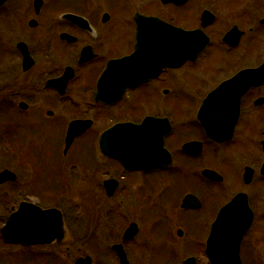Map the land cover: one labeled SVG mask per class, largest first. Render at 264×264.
<instances>
[{
    "label": "flooded vegetation",
    "instance_id": "obj_1",
    "mask_svg": "<svg viewBox=\"0 0 264 264\" xmlns=\"http://www.w3.org/2000/svg\"><path fill=\"white\" fill-rule=\"evenodd\" d=\"M262 3L264 0H178L170 3L163 0H0V134L6 138V147L17 153L15 169H0V175L10 172L14 176L13 181L0 184V187H15L14 205L10 207L4 224L25 204L43 211H59L66 230L65 239L61 242L38 246L20 242L13 244L30 249L61 248L67 241L63 204L68 199H76V210L87 216L94 230H104L103 218L110 226L111 223L115 227L123 226L122 233L112 230L113 243L109 249L114 254L112 262L115 264H132L129 259L131 251L136 264H211L206 252L211 226L224 205L238 194H246L253 220L243 235L240 260L242 264H264V208L255 210L249 192L257 183L264 184V175L260 173L264 165V95H261L264 94V85L253 86L242 96L238 122L229 140L217 142L211 139L197 115L212 91L240 72L258 69L264 63L257 62L255 66L237 71L233 68L239 66L242 58L237 51L242 39L251 36L253 52H256L258 39L264 36ZM158 4L171 13L169 18L148 12ZM143 17L160 20L184 32L201 34L209 40L203 52L209 49L213 40H220L225 53L221 61L224 72L227 75L232 72V75L223 76V80L203 96L196 112L180 116L178 107L170 111L169 105L178 101L181 87L185 95L199 91L196 84L188 79L198 77L204 80L201 70L195 69L203 52L195 60H187L180 66L162 65L157 75L134 88L125 89L118 96L117 87L122 84L124 73L119 66L108 70V65L135 53L139 43L137 19H141L143 24ZM228 38L239 42L229 44ZM140 39L143 47V35ZM255 56L256 59L257 53ZM149 67L155 68L145 65V68ZM102 81L105 82L101 88ZM104 98L110 99L111 103H106ZM245 100H249L252 109L247 113L246 121L241 122ZM155 103L164 109L153 111ZM190 116H194V120L184 129L186 122L181 117ZM147 118L168 121L170 132L164 136V148L170 153L171 160L164 163L171 165L150 170H127L120 161L102 153L100 140L106 131L125 123L142 125ZM75 123L79 124V129H85L67 146L69 129ZM45 126L49 131L61 126L62 140L55 147L66 162L78 161L75 151L83 143H91L95 152L96 162L88 165L90 168L87 170L75 164H64L67 173L63 188L51 186L52 183L58 184L59 179L41 178L39 169L25 163L26 154L49 145L48 141H41L44 135L39 128ZM160 127L162 130L165 128L163 124ZM78 128L76 131H81ZM30 131H33L32 138L25 135ZM239 134L244 140L255 139L252 141L256 145L255 151H243L242 148L235 151L234 143ZM170 138L173 141L169 143L174 146L168 143ZM190 143L194 144L191 145L193 152L184 149ZM212 149L214 157L222 149L221 163L210 162ZM212 161L216 162L215 159ZM233 167H237L238 172L233 174L228 185L222 172L228 174ZM185 168L190 169V181L183 180ZM205 170L217 173L222 180L205 177ZM249 177L251 181L246 182ZM23 178L25 180L21 184ZM238 183L240 187L234 190ZM175 186L183 188L176 190L178 195L172 191ZM258 186L257 190H264ZM215 187L219 191L214 193L213 202L210 193ZM90 193L97 199L90 201L92 209L85 204ZM188 195L196 198L197 201L194 199L192 203L199 202V208H183ZM261 197L264 200L263 192ZM10 199L4 196L1 203L8 206ZM150 208L151 211L147 212ZM132 225L137 227V233L124 240ZM146 226L149 230L145 229ZM142 233V241L132 245ZM153 236L157 237L156 245L151 240ZM95 237L98 242L99 236ZM117 246L123 248L126 263L117 253ZM51 252L28 256L27 259L42 258L51 263L68 264V258L62 252L59 255ZM79 257H90V264L95 262L87 254ZM18 258L21 257L11 259Z\"/></svg>",
    "mask_w": 264,
    "mask_h": 264
},
{
    "label": "water",
    "instance_id": "obj_2",
    "mask_svg": "<svg viewBox=\"0 0 264 264\" xmlns=\"http://www.w3.org/2000/svg\"><path fill=\"white\" fill-rule=\"evenodd\" d=\"M171 1L178 2V0H163L164 3ZM184 1L179 0V2ZM141 21L137 19L139 43L136 45L135 53L131 57L112 61L108 65V70L119 66L124 73L121 78L122 84L120 83L117 87L118 96H121L125 89L134 88L147 78L157 75L162 65L180 66L187 60H195L209 44V40L197 32H184L154 18L143 17V24ZM140 35H143V47ZM226 41L232 45L239 42L233 38H228ZM145 65L155 66V68L149 67L151 71H148ZM104 82L102 81V85L100 82L101 88ZM260 85H264V63L258 69L240 72L211 92L197 114L206 134L217 142L229 140L233 136L239 118L242 96L251 87ZM104 100L106 103H111L108 98ZM161 124L165 126L163 130L160 127ZM78 125V123L71 125L67 135V146L72 143L79 132L85 129H79ZM77 128L81 131H76ZM169 132L170 127L166 119L147 118L142 125L119 124L101 136V151L105 156L120 161L127 170H150L171 165V163H164L166 160H171L170 153L164 148V136ZM191 145L194 144H187L184 149L193 152ZM147 161L163 163H145ZM260 173L264 175V165ZM203 175L219 182L222 180L220 175L210 170H205ZM13 180L14 176L10 172L0 175V184ZM250 181V177L246 179V182ZM194 199L197 201L192 195L186 196L183 208H199V202L193 205L192 200ZM252 214L253 211L246 194H238L224 205L211 226L207 242L206 252L211 264H242L239 256L240 246L243 235L252 224ZM136 230L137 227L132 225L126 231L124 240L135 236ZM1 235L9 242L38 246L63 241L66 230L59 211L55 209L43 211L37 207L22 204L16 213L10 215L1 229ZM115 249L122 262L126 263L123 248L117 246ZM90 263V257H79L75 262V264Z\"/></svg>",
    "mask_w": 264,
    "mask_h": 264
},
{
    "label": "rangeland",
    "instance_id": "obj_3",
    "mask_svg": "<svg viewBox=\"0 0 264 264\" xmlns=\"http://www.w3.org/2000/svg\"><path fill=\"white\" fill-rule=\"evenodd\" d=\"M159 6L155 8L154 10L148 11L149 13L153 14H159L161 16L165 17H170L171 13L167 11V8L162 9L163 7ZM261 10H263L264 13V4H261ZM262 13V14H263ZM261 14V15H262ZM249 27V26H248ZM260 42L257 45V50L256 52H253V46H254V41L250 37H244L241 41V45L239 47V53L242 55V58L238 62V67H233L235 70H240V69H245L248 67L255 66L257 62L259 64L263 63L264 61V36H260V39H258ZM220 40H213V42L208 46L209 49L204 51L200 57L201 59L197 62V66L195 69L201 70L200 72L204 74V80H201L200 78L196 77H190L188 79L189 82H192L196 84V89L198 88L199 91L194 95H185V91L183 88H180V94L178 101L175 103L170 102V111L175 109V107H178V112L180 116L183 114L187 115L189 113L196 112L198 105L200 101L203 99V96L208 93V91L212 90L215 88L219 82L223 80V76L226 78L227 76H231L232 72L230 74H226L224 72L225 67H223V63L221 61L223 60L224 56V50L219 42ZM257 42V41H256ZM257 53V58L255 59V55ZM204 54V55H203ZM237 68V69H236ZM228 69V68H227ZM204 70H207L206 72ZM234 71V70H233ZM181 72V71H180ZM235 73V72H234ZM233 73V74H234ZM264 93V91H263ZM264 95V94H261ZM189 96V97H188ZM249 100H245V107H244V115L241 119V122L246 121V118L249 116L247 113L251 111L252 104L250 105ZM157 103L153 104V111H161V109H164V106H161V109L158 106H155ZM264 108V107H263ZM193 111V112H192ZM260 111H263L261 109ZM185 122L186 126L184 129H187L189 126V123L194 120V116H190L189 118L186 117H181ZM240 122V123H241ZM242 124V123H241ZM241 124L239 126H241ZM39 130L44 136L41 137V141L46 142L49 145L45 146L44 143H42L43 146L40 149H36L33 151L31 154H26V159L25 163H29L30 166L32 165L35 169H39L41 171V178L46 177V178H51L52 180L59 179L60 182L58 184L52 183L51 186H55L57 188H63L65 186L64 180L66 179V173L67 169H65L66 163H71L75 164L77 167H81L82 169H89L91 163H95L96 161V156L95 152L92 150V145L91 143L86 144L83 143L78 150L76 149L75 151V157L77 158L78 161L76 163L72 162H66L65 159H62L60 156V152L58 149L55 147V144L60 143L62 140L61 137V126L56 128H53L49 131L48 127H41ZM33 131H30L28 133H25V135L29 138H32L33 136ZM50 134V135H49ZM49 135V136H48ZM5 136L0 134V169L2 168H9V169H15L16 168V163H17V153L13 152L11 149H8L6 147V138ZM5 140V141H4ZM46 140V141H45ZM173 138H170L168 143L170 142L172 144ZM245 141V142H244ZM252 141L255 142V139L249 140L246 139L244 140V137L242 134H239L236 137V143L235 144V151L239 152V148H242V150L250 149L255 151L256 145L252 143ZM169 143V144H170ZM248 143V144H247ZM170 144V145H171ZM174 146V145H171ZM253 147V148H252ZM74 150V149H73ZM213 151V156L209 157V160L211 163H221V151H218V155L214 157L215 151ZM73 152V151H72ZM74 153V152H73ZM72 153V154H73ZM70 154V153H69ZM69 156V155H68ZM72 158V155H71ZM70 158V159H71ZM212 159H215L216 162L212 161ZM224 169L223 165H219ZM232 171H228V174H225L224 171L222 172L223 175H225V183L228 185L232 181L233 174H236L238 172L237 167H233L231 169ZM90 171V170H88ZM95 173V172H94ZM190 169L185 168L184 174H183V180L185 181H190ZM27 177V174H26ZM28 178V177H27ZM51 179H49L51 181ZM25 179L23 178L20 180V183L22 184ZM259 184L258 188L264 189V184L263 183H257ZM241 184L238 183L237 188L234 190H237L240 187ZM257 185L253 189H249V192L251 194V198L253 201L254 208L255 210H261L264 208V200L261 197V192L264 193V190L259 191L257 190ZM14 185H6L3 188L0 187V228L5 222V218L9 216L10 214V207L14 205V190L15 187ZM218 187L211 188V198L212 201L214 202V193L218 192L219 189ZM177 189H183L182 187L175 186L173 187L172 191H176ZM179 191L175 192V195H178ZM4 196H8L10 199V204L8 206H5L2 202V198ZM36 198V197H35ZM97 199L93 196H91V193L89 194L88 198L85 199V204L86 207H89L92 209L93 204H90V201L94 202ZM37 201V200H36ZM35 201V202H36ZM89 202V204H88ZM76 199H68L66 203L63 204V213L65 215V223H66V228H67V241L66 244L63 245L61 248L54 249V247H51V250L48 249H30V248H24V247H19L16 244L13 243H8L4 241L1 237L0 234V264H61L60 262L56 263H51L47 259H27L28 256L36 257L39 255H46L48 254V251L53 253V254H58L60 252L63 253V255H66L68 258V264H74L75 260L79 257V255H84L87 254L89 256H92L95 259V262L93 264H115L112 261H114V254L111 252L109 247L112 245L113 241L111 239V236L114 231L112 230H121L123 226H117L115 227L114 224L111 226L108 224V222L103 218V221H105L104 230H99L96 231L93 229V226L90 221L88 220L87 216L85 214H82L81 212L78 213V211L75 208L76 204ZM8 208V209H7ZM153 208V207H152ZM151 211L147 210V212ZM256 217L260 218V214L256 213ZM168 223H166L167 225ZM110 227V228H109ZM151 227V226H150ZM106 228V229H105ZM264 228V227H263ZM145 229L149 230V226H146ZM147 232V231H146ZM148 233V232H147ZM149 235V233H148ZM95 236H99L98 242L95 241ZM143 233L140 234L134 242H132V245H136L137 242L142 241L143 239ZM156 236H153L151 239L153 243L156 245ZM141 244V243H140ZM139 244V247H140ZM160 245V244H159ZM99 247V248H98ZM155 253V252H154ZM156 255L159 254V252L155 253ZM26 256V258H25ZM1 257H8L7 259L3 260ZM13 257H21L18 259H11ZM129 259L132 262V264H136L134 260H136V257L131 251V254L129 253ZM135 262V263H134Z\"/></svg>",
    "mask_w": 264,
    "mask_h": 264
}]
</instances>
